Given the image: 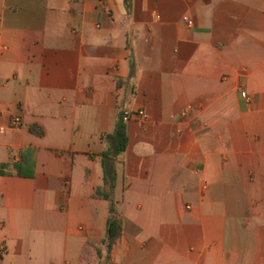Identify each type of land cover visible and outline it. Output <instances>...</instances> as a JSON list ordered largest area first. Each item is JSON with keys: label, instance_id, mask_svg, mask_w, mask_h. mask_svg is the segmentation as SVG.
I'll return each instance as SVG.
<instances>
[{"label": "crops", "instance_id": "0c3cea01", "mask_svg": "<svg viewBox=\"0 0 264 264\" xmlns=\"http://www.w3.org/2000/svg\"><path fill=\"white\" fill-rule=\"evenodd\" d=\"M0 264H264V0H0Z\"/></svg>", "mask_w": 264, "mask_h": 264}, {"label": "trees", "instance_id": "16d2710c", "mask_svg": "<svg viewBox=\"0 0 264 264\" xmlns=\"http://www.w3.org/2000/svg\"><path fill=\"white\" fill-rule=\"evenodd\" d=\"M111 140L113 142L112 150L110 155L112 157L118 156L121 152L124 151L125 146H126V136H125V131L124 127L121 124V122H118L116 124L114 134L111 137ZM104 166V183L108 184L110 187L113 186L114 180H115V175L113 168L109 165H103ZM112 209L110 210V212ZM120 233V224L118 220L114 217H110L107 222V227H106V250L107 252L110 250L112 244L116 240Z\"/></svg>", "mask_w": 264, "mask_h": 264}, {"label": "built area", "instance_id": "2783aa9c", "mask_svg": "<svg viewBox=\"0 0 264 264\" xmlns=\"http://www.w3.org/2000/svg\"><path fill=\"white\" fill-rule=\"evenodd\" d=\"M130 115H131V112L124 111L122 113V118H121L122 122H124V123L127 122L129 120V118H130ZM136 116L142 121L145 120V118H146V116H145L143 111L136 112ZM19 127H20V119H19V117L15 116V117L11 118V120L9 121L8 128L12 129V130H16Z\"/></svg>", "mask_w": 264, "mask_h": 264}]
</instances>
